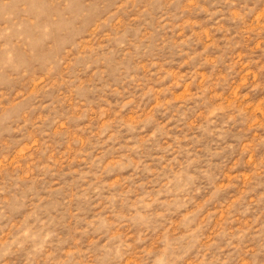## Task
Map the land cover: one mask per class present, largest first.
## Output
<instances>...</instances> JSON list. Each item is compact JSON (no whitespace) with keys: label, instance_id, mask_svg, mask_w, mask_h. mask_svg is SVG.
I'll return each instance as SVG.
<instances>
[{"label":"rangeland","instance_id":"obj_1","mask_svg":"<svg viewBox=\"0 0 264 264\" xmlns=\"http://www.w3.org/2000/svg\"><path fill=\"white\" fill-rule=\"evenodd\" d=\"M0 264H264V0H0Z\"/></svg>","mask_w":264,"mask_h":264}]
</instances>
